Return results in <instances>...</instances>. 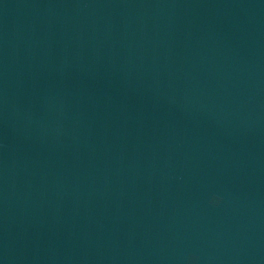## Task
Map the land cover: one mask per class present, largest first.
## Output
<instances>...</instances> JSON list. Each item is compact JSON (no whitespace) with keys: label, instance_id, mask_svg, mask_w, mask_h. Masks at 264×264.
I'll return each mask as SVG.
<instances>
[{"label":"water","instance_id":"1","mask_svg":"<svg viewBox=\"0 0 264 264\" xmlns=\"http://www.w3.org/2000/svg\"><path fill=\"white\" fill-rule=\"evenodd\" d=\"M0 264H264V0H0Z\"/></svg>","mask_w":264,"mask_h":264}]
</instances>
